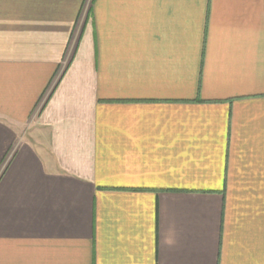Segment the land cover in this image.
Here are the masks:
<instances>
[{"label": "crops", "instance_id": "obj_1", "mask_svg": "<svg viewBox=\"0 0 264 264\" xmlns=\"http://www.w3.org/2000/svg\"><path fill=\"white\" fill-rule=\"evenodd\" d=\"M84 2L0 0V264H264V0Z\"/></svg>", "mask_w": 264, "mask_h": 264}, {"label": "built area", "instance_id": "obj_2", "mask_svg": "<svg viewBox=\"0 0 264 264\" xmlns=\"http://www.w3.org/2000/svg\"><path fill=\"white\" fill-rule=\"evenodd\" d=\"M90 0H85L84 2V6L82 7V11L85 10V8L88 6V3H89ZM40 103L38 104L37 108L39 107Z\"/></svg>", "mask_w": 264, "mask_h": 264}]
</instances>
